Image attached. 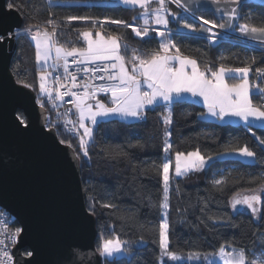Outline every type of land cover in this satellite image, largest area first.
<instances>
[{
    "label": "snow or ice",
    "instance_id": "obj_1",
    "mask_svg": "<svg viewBox=\"0 0 264 264\" xmlns=\"http://www.w3.org/2000/svg\"><path fill=\"white\" fill-rule=\"evenodd\" d=\"M119 2L129 9H139L138 14L132 17L133 23L109 17L101 19L87 15H68L63 18V23L49 18L41 24L22 4H17L16 0H6L9 11L0 15V44L19 36V25H11L4 19L11 11L25 15L32 21L24 28V33L35 45L39 90L36 103L43 111H47L46 104H51L53 109H57L60 103L72 105V108L63 113L57 112V119L42 131L59 132L62 124L67 133L77 138L78 143L73 144L70 139L65 138H60L58 143L71 149L73 158L79 161L90 158L89 145L94 141L98 118L118 116L143 120L149 108L155 110L156 107H163L161 117L164 125V157L158 166L163 185L162 199L159 202L162 219L158 225L160 256L166 257L172 264H178L184 259L217 264V259L213 257H218L220 264H264V247L259 254L253 253L252 256L245 249L228 244H221L215 253L190 252L186 256L178 254L170 248L171 225L168 220L173 179L171 172L174 171L175 177L200 172L214 159L211 155L202 154L198 148L189 152L176 151L173 167V160L169 156L173 148L170 131L173 102L182 99L184 94H190L202 99L207 112L201 113V116L207 115L221 121L235 117L243 121L249 131H252L255 122L264 124V68L255 69L257 79L262 83L250 82V66L233 68L221 63L218 68H213L205 64L202 70L197 59L184 55L172 39L170 18L175 19L180 28L201 34L212 43H216L220 35L214 29H221L239 32L242 36L264 44V39H261L264 37V27H256L247 22L238 23L241 19H252L241 15L243 0H210L216 6V12L220 13L221 20L225 21L226 18L225 22L210 20L204 15L197 16L201 0ZM170 5H175L181 11H173ZM51 7L52 0H49V8ZM181 13L190 14L193 21L199 20L200 23L190 22ZM72 21L92 23L91 29L76 30L77 40L83 41L81 46L69 45L60 39ZM106 22L122 25L125 29L131 28L134 36L141 40L151 38V34L155 33L160 38L159 46L149 52L131 47L124 36L108 34L104 30ZM153 26H163V30ZM252 62H255L254 57ZM18 83H22L25 88H34L24 81ZM254 91L260 97L258 102L253 100ZM102 95L107 97V103L100 98ZM65 97L71 99L65 101ZM73 115L76 119L72 118ZM16 119L21 131L26 132L30 127L29 120L24 116H17ZM252 134L256 136L255 132ZM256 139L264 147V138L256 136ZM224 154L239 155L251 160L253 164L264 163L247 144L230 147ZM260 181V187L256 189L234 193L230 201L231 208L235 210L238 206H244L250 210L253 218L264 216V177ZM224 183L223 179L213 181L214 186H222ZM101 206L106 209L116 208L111 203H102ZM94 207L95 204L90 205L93 215ZM22 232L23 229L19 227L10 231L6 222L0 221V264H17L9 246L17 245ZM96 252L104 258L121 253L131 254L129 242L122 241L119 236L102 237ZM26 255L31 257L33 253L28 251Z\"/></svg>",
    "mask_w": 264,
    "mask_h": 264
},
{
    "label": "trees",
    "instance_id": "obj_2",
    "mask_svg": "<svg viewBox=\"0 0 264 264\" xmlns=\"http://www.w3.org/2000/svg\"><path fill=\"white\" fill-rule=\"evenodd\" d=\"M16 3L32 12L41 24L49 18L63 23V18L68 15L101 19L109 17L133 23L132 17L139 11L111 0H52L51 8L49 0H16ZM240 11L242 16L247 15L252 19H241L239 22L264 27V2L243 0ZM181 14L187 16L190 22L200 23L198 20L193 21L190 14ZM197 14L207 18L215 15L211 8L200 9ZM20 15L24 27L32 23L27 16ZM91 28V21H72L60 39L69 45L81 46L83 41L77 40L76 30ZM169 28L181 52L197 59L202 70L205 64L213 68H218L221 63L225 67L250 66L254 79L255 69L264 68V51L256 45L239 42L233 37L211 44L203 35L180 28L176 20L171 18ZM104 30L108 34L124 36L131 47L145 52L159 46L160 38L155 33L151 34V38L141 40L134 36L131 28L125 29L122 25L110 22L105 23ZM221 57L225 59L221 60ZM10 63L16 82L32 84L34 88L30 89L38 98V70L33 41L21 35ZM259 99L254 93V102ZM171 108L173 148L169 156L172 160L176 151L189 152L198 148L202 154L214 157L225 153L230 147L245 144L264 160V147L256 139V136L264 138L263 126H253L252 131H249L248 126L243 124L205 120L201 118V113L205 111L203 105L193 101L178 100ZM163 112V107H156L155 110L149 108L143 120H101L95 126L94 141L89 145L90 158L79 160L90 213V205L95 204V248L102 237L110 236H119L130 244V255L101 257L102 264H106V261L107 264H161L158 225L162 219L159 202L163 185L158 166L164 157ZM18 114L23 116L21 112ZM253 132L256 136H253ZM57 136L59 139H70L73 144L78 143L76 137L68 136L61 129ZM172 177L168 220L171 225L170 248L173 251L184 256L190 252L215 253L221 244H228L245 249L249 256L259 254L264 247V216L253 218L251 213L243 210L234 212L230 208V199L234 193L260 187L264 163L253 164L252 161L245 162L239 158L214 159L203 171L183 177L172 174ZM216 179H223L225 183L214 186L213 181ZM102 203L114 204L116 208H103ZM214 220L217 222L214 223ZM163 264L172 262L164 260ZM178 264L206 262L185 260Z\"/></svg>",
    "mask_w": 264,
    "mask_h": 264
},
{
    "label": "water",
    "instance_id": "obj_3",
    "mask_svg": "<svg viewBox=\"0 0 264 264\" xmlns=\"http://www.w3.org/2000/svg\"><path fill=\"white\" fill-rule=\"evenodd\" d=\"M8 11L0 0V15ZM4 19L23 27L16 11ZM16 43L0 44V207L23 229L13 258L17 264H102L80 163L58 143L57 132L42 131L46 118L37 95L11 72ZM19 112L30 122L26 132L17 123Z\"/></svg>",
    "mask_w": 264,
    "mask_h": 264
},
{
    "label": "built area",
    "instance_id": "obj_4",
    "mask_svg": "<svg viewBox=\"0 0 264 264\" xmlns=\"http://www.w3.org/2000/svg\"><path fill=\"white\" fill-rule=\"evenodd\" d=\"M24 26L23 27H20V29H18L19 31V36L17 38H15V41L17 42V39L22 35V36H25L26 38H28L29 40H31V38L26 35L24 33ZM225 37H233L235 40L239 41V42H246V43H251L252 45H256L260 48L263 49L264 51V44H261L259 41L257 40H248L246 38H239V37H236L234 36V34L232 33V31H225V30H221L220 31V35H219V39L217 40L220 41V39H224ZM209 43L211 44H216V43H212L210 41H208ZM71 59V58H70ZM255 78L252 79V82H255V83H262L260 80L257 79V76H256V72H255ZM71 98L70 97H65V101H68L70 100ZM72 108V105L69 104V103H60L59 104V107L57 109H53L52 108V105L51 104H46V109L47 111H45V117H47L46 119V123H45V126H48V124L51 122V121H54L57 119V112H65L66 110ZM74 111V109H73ZM73 119H76V117L73 115L72 116ZM61 131H63L65 134H67L68 136H73L69 133H67L64 128H63V125L61 124V127H60ZM75 137V136H73ZM0 221H5L6 222V225L8 227V229L10 231L14 230L15 228L19 227L18 224L16 223L15 219L12 217V215L10 213H8L6 210H4L3 208L0 207ZM12 249L13 247L12 246H9V250L13 256V252H12Z\"/></svg>",
    "mask_w": 264,
    "mask_h": 264
},
{
    "label": "rangeland",
    "instance_id": "obj_5",
    "mask_svg": "<svg viewBox=\"0 0 264 264\" xmlns=\"http://www.w3.org/2000/svg\"><path fill=\"white\" fill-rule=\"evenodd\" d=\"M111 1H113V2H115V3H120L119 2V0H111ZM250 1H252V0H250ZM255 1H258V2H261V3H263L264 2V0H255ZM121 4V3H120ZM170 7H171V9L173 10V11H176V12H180L181 10L180 9H177L176 8V6L175 5H170ZM208 8H211L213 11H214V13H215V15L219 18V20L217 21V19H216V16L214 15V16H211V17H209L208 16V18L207 17H205V15H204V17L205 18H207V19H210V20H216L217 22H225L226 21V18H225V21H222L221 20V15H220V13H218V12H216V6L215 5H212L211 3H210V0H201V4H200V9H208ZM198 16L199 15H201V14H197ZM200 22V21H199ZM153 27H156V28H158V29H160V30H163V26H153ZM216 29H214V31H215ZM239 33V32H238ZM226 158H235V159H237V158H239V159H241L242 161H245V162H248V161H251V160H248V159H246V158H243V157H241V156H239V155H225L224 153L223 154H220V155H216V156H214V159H226ZM174 159H175V157H174ZM213 159V160H214ZM213 160H211V161H213ZM173 167H174V161H173ZM174 175V171L173 172H171V175ZM175 176V175H174ZM247 191H239V193H246ZM230 201H231V199H230ZM230 208H231V204H230ZM232 209V208H231ZM233 210V209H232ZM239 210H243V211H246V212H248V213H251L250 212V210H248L246 207H244V206H238L235 210H233L234 212H239ZM141 243V242H140ZM140 243H139V245H140ZM121 255H126V254H124V253H121V254H117V255H114V256H112V257H118V256H121ZM187 254H185V256H186ZM214 259H217V264H220V261H219V259H218V257H213ZM164 260H167V258L166 257H162V261H161V264H163V261ZM185 260H187V259H184V260H182V261H180V262H183V261H185ZM189 261V260H188Z\"/></svg>",
    "mask_w": 264,
    "mask_h": 264
},
{
    "label": "crops",
    "instance_id": "obj_6",
    "mask_svg": "<svg viewBox=\"0 0 264 264\" xmlns=\"http://www.w3.org/2000/svg\"><path fill=\"white\" fill-rule=\"evenodd\" d=\"M198 16V15H197ZM217 19L219 20V18L217 17ZM199 21V20H198ZM238 23H241V22H239L238 21ZM86 30H88V29H86ZM216 32H218L219 34H220V31H221V29H216L215 30ZM228 31H230V30H228ZM240 37H242V38H246V39H248V40H253V39H251L250 37H246V36H242L240 33H238V32H236ZM261 39H264V37H261ZM254 41V40H253ZM257 41H259V40H257ZM33 44H34V42H33ZM35 46V45H34ZM193 58V57H192ZM177 66H178V64H177ZM201 67V66H200ZM233 68H238V67H233ZM249 79H250V82H252V75H251V72L249 73ZM229 82H234V81H229ZM254 93H255V91H254ZM253 93V94H254ZM256 94V93H255ZM101 99H103L106 103L108 102V99H107V97H104L103 95L100 97ZM181 101H193V102H195V103H198V104H202L203 105V107H204V112L203 113H206L207 112V109H206V107L204 106V104H203V102H202V99L200 98V97H193V96H191L190 94H184V96H183V98L182 99H180ZM178 100H176V101H174V102H177ZM173 102V103H174ZM112 118H116V119H119V120H121V121H128V122H130V121H135V119H131V118H127V119H125V118H121V117H118V116H110V117H107V118H98V120H99V122L101 121V120H106V119H112ZM201 118H203V119H205V120H208V121H217V122H220V123H224V122H226V123H232V124H235V123H239V124H243V125H245L244 124V122L243 121H241V120H239L238 118H235V117H228V118H225L223 121H221V120H218V119H216L215 117H211V116H207V115H204V116H201ZM254 126H263L264 127V124H261L260 122H255L254 123ZM174 156V155H173ZM174 161V160H173Z\"/></svg>",
    "mask_w": 264,
    "mask_h": 264
},
{
    "label": "bare ground",
    "instance_id": "obj_7",
    "mask_svg": "<svg viewBox=\"0 0 264 264\" xmlns=\"http://www.w3.org/2000/svg\"><path fill=\"white\" fill-rule=\"evenodd\" d=\"M232 33L234 34V36L239 37V38H242V37H240L236 32H233V31H232ZM225 38H231V37H225Z\"/></svg>",
    "mask_w": 264,
    "mask_h": 264
}]
</instances>
